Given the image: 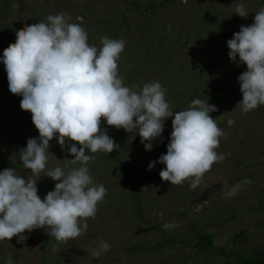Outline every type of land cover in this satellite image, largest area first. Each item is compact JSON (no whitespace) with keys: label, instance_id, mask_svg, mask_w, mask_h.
Instances as JSON below:
<instances>
[{"label":"rangeland","instance_id":"rangeland-1","mask_svg":"<svg viewBox=\"0 0 264 264\" xmlns=\"http://www.w3.org/2000/svg\"><path fill=\"white\" fill-rule=\"evenodd\" d=\"M242 4L249 14L233 13ZM264 0H0V56L16 33L47 22L48 15L66 13L88 33V43L101 47V37L123 38L118 72L125 86L159 81L174 109L193 99L216 106L210 113L224 135L215 151L226 154L193 189L190 181L172 185L159 172L165 165L148 164L166 154L172 118L162 139L145 150L137 133L107 125L101 128L119 145L110 153L96 152L89 172L106 189L88 229L67 242H57L45 228L0 241V264H239L248 257L264 260V106L244 114L237 107L242 93L237 77L247 70L229 60L227 41L240 26L254 22ZM237 59H239L237 57ZM22 97L9 93L0 63V171L14 168L22 178L37 181L41 199L55 183L31 174L19 160L28 138L38 137ZM231 118L235 121L228 126ZM68 144L77 143L67 141ZM78 147L80 145L77 144ZM87 152V150H86ZM47 167L64 166L67 147L50 141ZM79 167L80 165H68ZM236 195L227 188L245 181ZM172 222L175 227L165 229ZM210 234V240L203 235ZM101 241L111 247L99 251ZM56 249L53 251V249Z\"/></svg>","mask_w":264,"mask_h":264},{"label":"clouds","instance_id":"clouds-1","mask_svg":"<svg viewBox=\"0 0 264 264\" xmlns=\"http://www.w3.org/2000/svg\"><path fill=\"white\" fill-rule=\"evenodd\" d=\"M233 13L246 18L249 11L238 4ZM71 19L61 12L48 15L47 22L28 25L0 56L9 93L22 97L20 108L31 113L39 133L27 139L26 147L19 150V160L31 174L44 173L57 181L54 190L41 199L36 180L22 178L14 168L0 171V241L16 236L21 242L26 239L25 231L45 228L57 242H67L88 229L87 219L95 217L107 192L89 172V162L95 159L89 153L108 154L119 148L101 128V118L109 126L138 132L148 151L153 149V141L162 139L165 121L172 118L166 154L148 164L149 170L157 162L165 165L159 175L172 185L189 180L195 189L212 165L226 158L215 151L224 135L210 116L217 111L215 105L197 98L186 109L174 112L159 81L125 86L117 63L125 40L101 37L97 48L88 43L81 24ZM227 47L229 60L247 68L237 77L242 93L237 107L247 114L264 106V7L256 11L252 24L241 25L233 33ZM234 123L231 118L227 121L228 126ZM53 138L74 158L64 166L49 168L47 153ZM77 164L80 166H68ZM245 183L251 181L226 186L224 195H236ZM163 227L175 224L166 222ZM110 247L101 241L95 254Z\"/></svg>","mask_w":264,"mask_h":264},{"label":"trees","instance_id":"trees-1","mask_svg":"<svg viewBox=\"0 0 264 264\" xmlns=\"http://www.w3.org/2000/svg\"><path fill=\"white\" fill-rule=\"evenodd\" d=\"M210 237V234L203 235V238L207 239L208 242L210 240ZM239 264H264V260L260 257H248L246 259L241 260Z\"/></svg>","mask_w":264,"mask_h":264}]
</instances>
